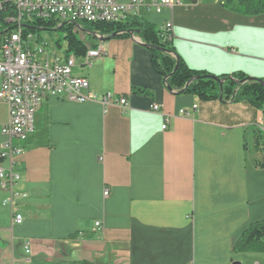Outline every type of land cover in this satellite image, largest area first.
<instances>
[{
    "label": "crops",
    "instance_id": "crops-1",
    "mask_svg": "<svg viewBox=\"0 0 264 264\" xmlns=\"http://www.w3.org/2000/svg\"><path fill=\"white\" fill-rule=\"evenodd\" d=\"M224 1L178 0L139 15L158 28L172 22L191 69L264 79V14H238ZM95 43L102 56L79 57L75 70L90 81L86 93L128 104L43 98L15 164L26 197L11 208L0 186V264L264 263V252L234 250L264 221V139L244 147L264 133L261 110L170 90L138 35ZM8 119L0 101V152Z\"/></svg>",
    "mask_w": 264,
    "mask_h": 264
},
{
    "label": "built area",
    "instance_id": "built-area-1",
    "mask_svg": "<svg viewBox=\"0 0 264 264\" xmlns=\"http://www.w3.org/2000/svg\"><path fill=\"white\" fill-rule=\"evenodd\" d=\"M11 1H21V19L8 16L7 22L12 28L0 35V101L9 108V119L2 128L7 140L0 152V159L7 166L0 164V186L8 191L3 204L14 208L17 199L26 197V193L15 189L21 178L15 164L34 133L35 114L44 97L56 96L76 102L99 101L105 108L114 102L122 107L128 104L125 96L117 97L113 92L101 96L87 94L90 81L86 76L76 74L77 57L48 52L34 32L28 29L29 24L34 20L51 21L56 26L74 22L116 23L130 15H138L143 8L160 13L163 8L172 7L178 1L130 0L126 4L118 0H0V10L11 8ZM163 28L172 30V22L167 21ZM102 54L101 47L89 50L86 59L89 61ZM151 109L159 112L160 105L153 104ZM182 113L187 112L182 110ZM167 121L163 129L167 128ZM104 194L108 196V190ZM14 221L21 223L23 215L16 212ZM96 226L100 227L101 222L97 221ZM26 252L31 254L30 244L26 245ZM24 264H29V259Z\"/></svg>",
    "mask_w": 264,
    "mask_h": 264
},
{
    "label": "trees",
    "instance_id": "trees-1",
    "mask_svg": "<svg viewBox=\"0 0 264 264\" xmlns=\"http://www.w3.org/2000/svg\"><path fill=\"white\" fill-rule=\"evenodd\" d=\"M196 1V0H193ZM224 7L228 10L245 16H258L264 14V0H225ZM11 8L14 6L11 5ZM6 7L0 10V20L8 30V16L16 14L15 9ZM92 36L91 47H96L94 34L129 38L138 35L145 46L152 53V63L155 71L163 77L167 87L177 89L180 93H191L203 101L221 100L232 102L245 101L261 110L264 117V79L252 78L243 71L228 74L214 75L206 71L191 69L185 60L176 52L173 44L172 30L158 28L139 15H130L127 19L116 23L110 22H82ZM57 27L54 22L34 20L28 27L40 30L38 26ZM28 28V29H30ZM67 41L65 54H74L78 58L85 56L87 44L77 35L74 25L62 26ZM133 32V34H132ZM3 33V32H2ZM0 33V34H2ZM59 44V43H58ZM210 76L222 80L221 84ZM262 80V81H261ZM264 139V133L258 131L253 145L252 141H245V150L252 152L259 146V141ZM264 142V141H263ZM264 146V144H263ZM264 164L263 163H259ZM235 251L264 252V221L251 224L241 235L234 247Z\"/></svg>",
    "mask_w": 264,
    "mask_h": 264
},
{
    "label": "rangeland",
    "instance_id": "rangeland-1",
    "mask_svg": "<svg viewBox=\"0 0 264 264\" xmlns=\"http://www.w3.org/2000/svg\"><path fill=\"white\" fill-rule=\"evenodd\" d=\"M129 2H126V4ZM38 28L41 30L37 29L33 30V32L38 40L44 45L46 50L51 53L55 52L57 55H63L67 49V41L65 40L64 32L52 26L42 25L38 26ZM43 28H47L48 30H42ZM4 30L5 26L0 20V33L4 32ZM75 30L77 31V35L80 39H85L84 41L86 42L88 49L92 48L90 43L92 36L89 35L90 32L87 29V25L83 24L82 22H78L75 26Z\"/></svg>",
    "mask_w": 264,
    "mask_h": 264
},
{
    "label": "bare ground",
    "instance_id": "bare-ground-1",
    "mask_svg": "<svg viewBox=\"0 0 264 264\" xmlns=\"http://www.w3.org/2000/svg\"><path fill=\"white\" fill-rule=\"evenodd\" d=\"M11 5L12 6H14V9H15V12H16V14L14 15V19H21V1H11ZM139 15V14H138ZM140 16V15H139ZM75 23H78V22H74V23H72V24H65V25H63V24H61V25H57V27H55V28H59V27H62V26H69V25H74V26H76V24ZM164 26V25H163ZM162 26V27H163ZM161 27V28H162ZM12 28V26H10L9 25V27H8V30L7 31H9L10 29ZM28 28H30V27H28ZM30 30H32L31 28H30ZM41 30V29H40ZM42 30H48L47 28H43ZM57 30V29H56ZM7 31H5V32H3V34L4 33H6ZM33 31V30H32ZM1 35V34H0ZM94 36H96L97 38H99L101 35H99V34H94ZM38 39V38H37ZM94 48H90V49H88L87 50V52L89 51V50H93ZM95 49H97V48H95ZM64 54H65V52H64ZM87 54V53H86ZM66 56H67V54H65ZM70 55H72V54H70ZM74 55V54H73ZM77 57V56H76ZM85 57H86V55H85ZM92 59V58H91ZM90 59V60H91ZM89 60V61H90ZM77 61H78V57H77ZM88 61V62H89Z\"/></svg>",
    "mask_w": 264,
    "mask_h": 264
},
{
    "label": "water",
    "instance_id": "water-1",
    "mask_svg": "<svg viewBox=\"0 0 264 264\" xmlns=\"http://www.w3.org/2000/svg\"><path fill=\"white\" fill-rule=\"evenodd\" d=\"M76 25H77V23H75ZM63 25H65V23L63 24ZM132 34H133V32H132ZM115 36V34H113L112 36H107V37H105V36H100L99 37V39H101L102 41H106L108 38H112V37H114ZM134 37V36H133ZM141 44H143L144 46H145V44L144 43H141ZM146 47V46H145ZM210 77H212V78H214L216 81H218L220 84H221V86H222V80L221 79H219L218 77H216V76H210ZM262 81V80H261ZM262 83L264 84V82L262 81ZM170 90H171V88L170 87H168Z\"/></svg>",
    "mask_w": 264,
    "mask_h": 264
}]
</instances>
